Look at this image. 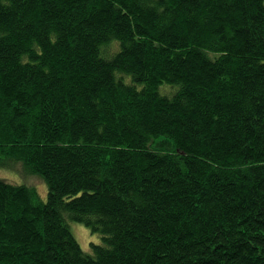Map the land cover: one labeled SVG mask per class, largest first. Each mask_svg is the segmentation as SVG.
I'll return each instance as SVG.
<instances>
[{
    "label": "trees",
    "instance_id": "obj_1",
    "mask_svg": "<svg viewBox=\"0 0 264 264\" xmlns=\"http://www.w3.org/2000/svg\"><path fill=\"white\" fill-rule=\"evenodd\" d=\"M18 163L0 264H264V0H0Z\"/></svg>",
    "mask_w": 264,
    "mask_h": 264
},
{
    "label": "rangeland",
    "instance_id": "obj_2",
    "mask_svg": "<svg viewBox=\"0 0 264 264\" xmlns=\"http://www.w3.org/2000/svg\"><path fill=\"white\" fill-rule=\"evenodd\" d=\"M0 176L13 184L32 185L37 188L43 201H47L48 186L46 182L39 176L29 175L24 170L20 163L15 165V169H0ZM70 228L80 243L85 252L91 251V245L100 244L101 236L98 233H93L85 224L75 221L69 222Z\"/></svg>",
    "mask_w": 264,
    "mask_h": 264
}]
</instances>
